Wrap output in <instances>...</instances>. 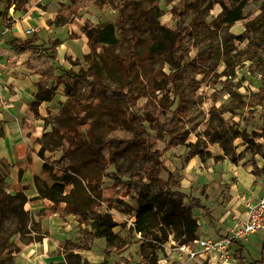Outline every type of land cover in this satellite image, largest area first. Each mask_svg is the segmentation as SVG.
Here are the masks:
<instances>
[{"label":"trees","instance_id":"obj_1","mask_svg":"<svg viewBox=\"0 0 264 264\" xmlns=\"http://www.w3.org/2000/svg\"><path fill=\"white\" fill-rule=\"evenodd\" d=\"M28 1L6 0L5 6L0 7L3 24L10 28L8 11L13 4L15 11H26ZM161 1L61 2L56 25L72 22L91 5L112 6L118 12L115 21L95 24L87 20L81 28L88 37L91 51L84 55V66L79 71L68 69L57 75L54 62L58 51L56 48L50 49L52 51L43 49L39 34L25 39L10 36L6 40V50L16 54L30 52L28 67L41 75L42 85L31 102L36 114L37 108L44 102H51L59 86L64 84L66 100L59 113L44 118L46 131L43 136L49 138V143H42L38 155L44 160L43 176L46 180L36 177L35 198L47 199L51 204L41 210L34 230L40 231L42 220L51 215L58 214L62 218L74 216L77 226L82 228V238L79 242L67 240L69 252L89 249L101 239L110 247L122 248L123 238L115 229L118 226L125 228L128 223H119L114 218L112 210L117 209L130 215L134 212L133 230L140 234L142 240L141 263L159 264L158 244L167 243L170 234L174 233L179 244H190L199 238L200 225L194 208L210 223L214 220L209 207L200 198L189 199L185 192L173 187L175 175L165 164V153L182 144L186 146L187 160L199 155L201 158L210 156L215 161L229 158L238 163L246 156L244 153L235 155L233 142L243 135L230 126L222 130L207 129L206 138L211 143H218L224 151L214 156L201 145L200 139L187 142L186 136L173 135L171 127L179 122L181 114L186 113L184 95L178 89L177 79L188 66L198 74L208 70V58L221 53L211 43L205 46L210 42V36L219 28L231 27L243 20L249 1L181 0L171 9L174 26L161 22L164 15ZM216 4H220L221 11L208 24L204 14ZM191 14L193 19L184 26V19ZM245 27V31L235 38L242 43L249 40L247 48L239 52L244 54V60H248L264 47V7L259 15L247 21ZM143 28L148 30L145 38L141 36ZM195 45L199 47L200 58L205 63H187L189 52ZM224 61L229 63L227 57ZM257 64L263 75L260 90L264 94V61ZM165 66L169 67V72L164 71ZM172 92L179 98L176 106L173 105ZM158 94H162L161 97ZM141 97L147 99L143 110L137 108ZM148 125L152 129L163 128L168 138L158 143ZM47 127L51 130L48 131ZM259 147L260 144H256L251 154H261ZM18 148L24 150L22 156L31 155V150L24 143H19ZM47 151H60L61 155L53 159L46 155ZM146 155L151 159L141 169L145 178L131 176L124 179L128 171L122 160H135ZM1 165L9 164L2 160ZM111 165L116 170L108 173ZM163 172L166 178L161 176ZM108 174L113 178V184L104 188ZM5 178L0 169V264H10L12 260V238L19 233H29L28 212L23 207L29 199L26 195L9 192ZM48 180L53 183L49 184ZM126 197L134 200L138 207L134 208ZM186 198L189 202H185ZM8 212L16 217V223L10 230H2ZM244 246L243 241L233 240L231 248L241 256ZM124 260L126 264H135L126 258ZM263 261L262 257L252 264Z\"/></svg>","mask_w":264,"mask_h":264},{"label":"rangeland","instance_id":"obj_2","mask_svg":"<svg viewBox=\"0 0 264 264\" xmlns=\"http://www.w3.org/2000/svg\"><path fill=\"white\" fill-rule=\"evenodd\" d=\"M13 1L23 2V0ZM66 1L29 0L26 11H15V4H13L8 11L11 16L8 21L10 28L0 25V47L6 45V40L10 36L27 37L23 31L29 24H32L35 29L34 33L39 34L42 38L39 43L42 44L43 49H57L58 56L54 62L57 73L61 74L63 70L68 69L79 71L84 66V55L91 51L88 37L81 32V28L87 20H91L95 24L115 21L118 18V12L112 6L91 5L82 10L79 16L74 17L72 22L56 25L60 4ZM248 1L243 20L236 22L231 27L219 28L215 34L210 36V42L205 46L208 47L211 43L214 45V49L219 48L221 53H214L208 58L206 62L208 70L198 74L193 71L192 66H188L177 79L178 89L184 95L186 113L181 114L179 122L171 127L172 134L186 136L187 142H195L200 139L201 145L214 156L223 154L224 151L218 143H211L206 138L207 129L214 127L222 130L224 127L230 126L243 135V138H238L233 142L235 155L241 153L246 155L238 163H233L229 158L215 161L210 156L201 158L199 155L187 160L185 157L186 146L182 144L171 147L165 153V164L175 175L173 187L185 192L189 199L200 198L213 215L214 220L210 223L199 210L193 209L198 221L205 220L209 228H199L198 239L228 235V229L234 223V216L242 214L247 200L253 195L259 194V187L264 185V136H259L264 135V94L260 90L263 75L257 64V62L264 61V47L256 51L250 59L244 60V54L239 52L247 48L249 40L242 43L235 38L245 31L247 21L254 19L263 10L264 0ZM5 2L6 0H0L1 8L5 6ZM179 2L181 0H171L169 4L165 0L161 1L164 10V15L161 17L162 23L175 25L171 9ZM220 11V4H216L213 9L204 14L207 23H212ZM192 19L193 15H188L183 21L184 26L189 25ZM147 34V28H143L141 36L145 38ZM199 54V47L195 45L189 52L187 63L198 65L204 62ZM226 57L229 59V63L224 61ZM3 58L2 64L5 62ZM164 71L169 72V67L165 66ZM3 75H7L4 65L0 80L3 79ZM1 85L4 84L0 83ZM63 87L64 84H61L56 91L55 98L49 102L47 117L57 115L66 100ZM161 95L158 94L159 97ZM171 98L173 105L176 106L179 98L173 92ZM146 102V97H141L137 108L143 110L146 107ZM37 109L36 114L33 107H30L32 115L39 118L41 116L39 107ZM8 113L6 106H0V148L4 143L2 138L6 137L15 121H19L22 126L34 127L32 123L27 122L25 116L11 118ZM10 125L13 126L8 128ZM44 125L46 126V123ZM148 128L152 135L156 136L155 141L158 143L168 138L163 128L152 129L149 125ZM47 130L50 131L51 128L47 127ZM42 141L47 144L49 138L43 136ZM250 141H253L254 144ZM32 144H35L34 141ZM256 144H260L261 154H251V150ZM1 151L2 149H0V169L5 174L8 191L12 194L26 195L29 199L23 205L25 211L28 212L29 233H19L12 238L14 247L10 264H126L125 258L135 264L142 262L141 236L133 230L134 212L130 215L117 209L112 210L114 218L119 223H128L125 228L118 226L115 229L123 238L124 246L122 248L110 247L104 239H101L96 240L89 249H75L73 252H69L66 248L67 240L79 242L82 238V228L77 226V221L71 215L62 218L56 214L44 218L41 230L35 231L36 223L41 217V210L48 204L44 199L35 198L37 195L35 179L39 177L45 180V178L40 176V170L36 166H28L26 162L18 160L16 165H13L14 160L10 159L8 155L6 157L9 159V165L2 166L3 154ZM46 155L57 159L61 152L48 151ZM150 159V156L146 155L144 158L135 160H122L124 168L128 171V174L123 178L127 180L131 176L145 178L141 169L150 162ZM15 166L23 167L22 177H19V170ZM115 170V166L111 165L107 171L111 173ZM161 176L166 178L164 172L161 173ZM47 182L53 183L50 180ZM112 184L113 178L108 174L103 187L107 188ZM188 198L185 199V202H189ZM125 199L134 208L138 207L131 198L126 197ZM15 223L16 217L8 212L2 230H10ZM197 240L190 244H179L174 239V233L170 234L167 243L158 244L156 251L158 263L224 264L215 253L211 254L204 250ZM243 243L245 249L241 256L231 248L235 258L231 264H252L253 261H260L262 257L264 259V238L252 236ZM259 264H264V261Z\"/></svg>","mask_w":264,"mask_h":264},{"label":"crops","instance_id":"obj_3","mask_svg":"<svg viewBox=\"0 0 264 264\" xmlns=\"http://www.w3.org/2000/svg\"><path fill=\"white\" fill-rule=\"evenodd\" d=\"M0 25H4L1 18ZM30 27H33V25L29 24L23 31V34L27 37L36 34L34 32L31 34L26 33V30H28ZM30 56V52L16 54L9 50H6L5 46L0 47V63L2 66V72L4 65L5 73L7 74L3 75V79L0 80L2 81L0 83L4 84L0 86V106L4 105L7 107V111L9 112L8 114L11 118H20L23 115L26 117L27 122L32 123L34 126H22L19 121H15L14 126H8V128L12 126L13 127L9 129L6 137L2 138L4 143H2V147L0 148L2 149L1 152L3 154L1 161L6 160L9 164V159L8 157H6L8 155L10 159L14 160L13 165H16V161L18 160L19 162H26L28 166H36L40 170V176L45 178V176H43L44 160L38 155V151L40 150L43 143L42 139L46 130V126L44 125L45 122L43 119L48 115L47 107L50 106V103L44 102L39 106V113L41 115L39 118H36L34 117V115H32V112L30 110V107L32 106L31 102L33 100L34 94L42 84L41 75L36 70L30 69L28 67ZM2 58L5 59V62H3L4 64H2ZM56 74L61 75L62 73L58 74L56 72ZM5 83L8 84L6 85ZM32 139L35 143L34 145L32 144ZM19 143H24L31 150V155L29 157L22 156L24 150L18 148ZM15 168L19 170V177H22L24 173L23 167L21 166V168H18L17 166H15ZM263 186L264 185L259 187V194L264 192ZM44 201L48 202L46 206H49L51 204V202L47 199H44ZM199 221L202 222V227L200 228L209 229L208 224L205 220L200 219Z\"/></svg>","mask_w":264,"mask_h":264},{"label":"built area","instance_id":"obj_4","mask_svg":"<svg viewBox=\"0 0 264 264\" xmlns=\"http://www.w3.org/2000/svg\"><path fill=\"white\" fill-rule=\"evenodd\" d=\"M34 30V27H30L26 33L31 34ZM1 74L2 66L0 63ZM198 223L202 227V222L198 221ZM252 236L264 238V192L253 195L247 200L243 213L234 216V223L229 227L228 235L217 238L201 237L197 241L208 253H215L222 263L231 264L235 260L231 251L233 240L247 241Z\"/></svg>","mask_w":264,"mask_h":264},{"label":"bare ground","instance_id":"obj_5","mask_svg":"<svg viewBox=\"0 0 264 264\" xmlns=\"http://www.w3.org/2000/svg\"><path fill=\"white\" fill-rule=\"evenodd\" d=\"M14 12V10H12Z\"/></svg>","mask_w":264,"mask_h":264}]
</instances>
